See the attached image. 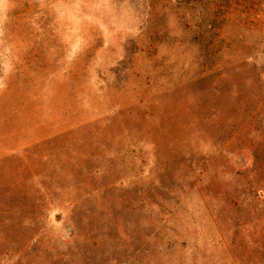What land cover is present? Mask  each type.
I'll return each mask as SVG.
<instances>
[{
    "label": "rangeland",
    "instance_id": "obj_1",
    "mask_svg": "<svg viewBox=\"0 0 264 264\" xmlns=\"http://www.w3.org/2000/svg\"><path fill=\"white\" fill-rule=\"evenodd\" d=\"M0 264H264V0H0Z\"/></svg>",
    "mask_w": 264,
    "mask_h": 264
}]
</instances>
